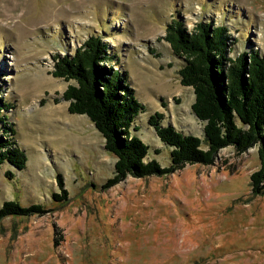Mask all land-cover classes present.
I'll return each mask as SVG.
<instances>
[{"label":"rangeland","instance_id":"374dc122","mask_svg":"<svg viewBox=\"0 0 264 264\" xmlns=\"http://www.w3.org/2000/svg\"><path fill=\"white\" fill-rule=\"evenodd\" d=\"M173 18L187 29L205 20L225 25L238 40L232 57L250 48L264 55V0H0V96L13 105L9 122L27 157L22 171L0 168V207L14 201L43 211L0 219V264H264V196L249 186L256 148H225L213 166L102 188L115 158L85 116L67 112L61 94L70 83L49 75L52 56L87 36L108 42L147 109L136 133L147 159L167 169L169 148L148 115L203 140L192 90L179 83L181 61L161 39ZM57 175L65 202L52 197Z\"/></svg>","mask_w":264,"mask_h":264},{"label":"trees","instance_id":"16d2710c","mask_svg":"<svg viewBox=\"0 0 264 264\" xmlns=\"http://www.w3.org/2000/svg\"><path fill=\"white\" fill-rule=\"evenodd\" d=\"M161 39L172 55L181 61L180 86L192 90L191 113L203 125V140L185 134L163 115H148L146 124L159 142L169 148L170 166L161 168L148 160L149 147L136 134L137 121L146 114L131 87L128 73L121 65L119 52L98 35H89L72 52L52 56L54 79L70 83L61 94L70 115L85 116L103 139V149L114 156V176L109 188L127 177L141 179L172 174L186 165L213 166L218 153L232 148L237 154L256 148L259 168L249 176L253 195L264 196V55L252 48L235 57L234 43L225 25L201 21L192 28L180 19L166 24ZM152 54V52H150ZM55 103L59 101L54 100ZM13 109L0 96V168L25 169L27 157L16 141L14 124L9 122ZM205 145V148L202 145ZM155 155L159 154L154 150ZM4 176L13 178L10 171ZM62 176L57 175L58 202L67 200ZM43 213L40 206L21 207L6 201L0 207V219L28 217Z\"/></svg>","mask_w":264,"mask_h":264},{"label":"water","instance_id":"95a60500","mask_svg":"<svg viewBox=\"0 0 264 264\" xmlns=\"http://www.w3.org/2000/svg\"><path fill=\"white\" fill-rule=\"evenodd\" d=\"M93 126V125H92ZM94 128V127H93ZM95 129V128H94ZM97 132V131H96ZM102 138V137H101ZM248 151V150H247Z\"/></svg>","mask_w":264,"mask_h":264}]
</instances>
